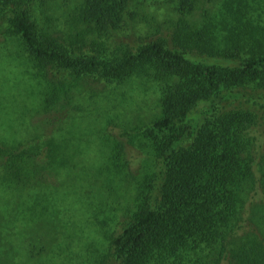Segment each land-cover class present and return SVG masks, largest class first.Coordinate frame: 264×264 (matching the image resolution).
<instances>
[{"label": "trees", "instance_id": "1", "mask_svg": "<svg viewBox=\"0 0 264 264\" xmlns=\"http://www.w3.org/2000/svg\"><path fill=\"white\" fill-rule=\"evenodd\" d=\"M58 1L0 0L29 73L14 103L24 92L33 100L31 110L0 111L5 133L28 115L25 136L0 135L7 256L20 264H264V17L250 14L249 0H169L180 16L170 33L159 25L110 52L104 38L135 18L130 0H82L70 33L42 27L33 11ZM198 11L200 23L187 19ZM113 83L132 87L130 97L120 94L128 111L114 114L104 99L113 89L96 90ZM150 94L153 115L130 109L134 96ZM84 195L106 219L101 230L72 209Z\"/></svg>", "mask_w": 264, "mask_h": 264}, {"label": "rangeland", "instance_id": "2", "mask_svg": "<svg viewBox=\"0 0 264 264\" xmlns=\"http://www.w3.org/2000/svg\"><path fill=\"white\" fill-rule=\"evenodd\" d=\"M81 1L82 0H72L70 2L65 3L63 0H59L57 3L49 4L47 5V7L44 8L38 5H34L33 11L38 19V22L42 27H46V25H50L52 22L54 28L58 29V31H62L65 33L75 32V29H73L72 18L75 13L76 7L79 6ZM130 1L131 2H130L129 11L135 12V18L134 19L129 18L128 21L126 22V25L123 27L124 28L123 30L119 31L118 33H116L115 35L111 36L108 39L104 38V40L107 41L108 47L112 49L110 50V52H113L117 48L116 46L119 43L126 44L132 41L140 42L142 40H145L146 37L145 35L146 34L151 35L154 32V29L159 25H163V29H162L163 33L165 34L170 33L171 28L173 27L175 21L178 20L180 17L179 14L175 11V3L169 0H130ZM248 5H249L248 6L249 12L250 14H253L254 17H258L259 15L264 17V0H249ZM213 11L215 12V10ZM201 15L202 12L198 11L194 15H188L187 19L189 21L196 20L198 21V23H200ZM7 27H8L7 22L5 20L0 19V48L4 51V57L0 56V61H1L0 63H2L0 66V111L2 109H6L10 111L15 106L22 107V109L25 111H26L25 109L26 106L28 109L31 110L33 105V100L30 99V96H25V92L24 95L21 96L20 103L18 104V106L16 105V102L14 103L13 97L19 94L20 92L23 93V91L25 90L24 79L27 78L26 75H29V73L25 70V67L23 65L24 62L20 61L21 59H19L18 57L15 58V54L18 51V49L14 47L13 41L9 40L8 36L6 35ZM228 27H231V25H229ZM117 84L118 83L110 84V86L108 88H105L104 90L103 89L99 90L100 88L97 89L94 88L97 91H100V94L102 96L103 94L109 95L111 93V89H113L112 90L113 93L109 95L110 96L109 99L105 97L104 99L105 102L108 104V107L113 109L114 114L116 112L122 113L121 110L122 111L127 110L124 106L125 103L124 105L120 103V101H122L120 94L123 93L124 96L127 95V97L125 98H128V96L130 97L131 95V88H132L130 85H126L122 91L118 89ZM30 88H31V84H30ZM115 88H117V90H115ZM140 98L141 99H138L134 96L133 99L136 100L137 102L135 101L136 104L135 105L132 104V108L130 107V109L132 110L135 109V112L139 110L141 111L142 115H147V116L153 115L152 114L153 110L157 109L156 108L157 105L155 104L156 98L151 94L149 96L143 95ZM24 99L26 100L25 103H24ZM114 99L119 100V102L113 101ZM33 114L34 115L31 122L33 125H37V123L42 119L41 115H36L35 113ZM117 120H115L112 123L117 122ZM27 122H28V115H27V120H24L23 116H21L20 124L17 125L16 132L13 131L12 129L8 133H5L4 130L2 132L1 128L4 129L6 123L0 121V133H1L0 135H2L3 137L18 136L19 138H21V136L26 135L25 125L27 124ZM118 131L121 132L119 129L116 132ZM142 165L143 164H140V169H142ZM56 184H61V182H59L56 179ZM92 201L93 199H88L86 195H84V198L80 202L76 203L72 207V209H75L79 214H82L86 217H92L93 222L96 225H98L97 229L101 230L100 227H105L102 224L105 222L106 219L104 216H102V214L99 215L98 217L96 216V214L94 213V207L92 206L93 205ZM123 201L124 200L120 198L118 200V203L121 204ZM63 203L64 202H62L61 204ZM66 215L67 217L69 216L68 214ZM4 233L6 234V232ZM84 233L85 235L93 233V228L86 230ZM90 237L91 239L95 238L97 237V234H93ZM91 239L83 238L82 242L89 243ZM13 245L16 247L18 245L15 237H13ZM79 245H80V241H79ZM0 253H1L0 264H16L19 262L18 258L12 260L9 256H7L8 247L1 246Z\"/></svg>", "mask_w": 264, "mask_h": 264}]
</instances>
